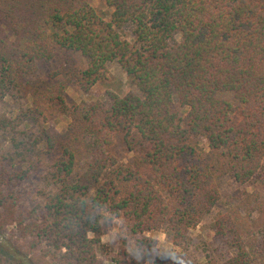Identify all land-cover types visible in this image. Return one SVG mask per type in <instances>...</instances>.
Returning <instances> with one entry per match:
<instances>
[{"label":"trees","instance_id":"16d2710c","mask_svg":"<svg viewBox=\"0 0 264 264\" xmlns=\"http://www.w3.org/2000/svg\"><path fill=\"white\" fill-rule=\"evenodd\" d=\"M104 2L0 0V105L30 99L14 120L38 127L26 153L20 143L0 157V264H104L115 219L136 255L123 244L114 264H171L151 233L189 248L219 178L247 184L264 170V0ZM111 62L139 93L69 105L68 90L89 92ZM43 64L54 65L45 78ZM59 116L68 125L52 130ZM42 166L25 209L20 187ZM212 230L225 253L206 264H264L263 195L247 193Z\"/></svg>","mask_w":264,"mask_h":264},{"label":"rangeland","instance_id":"374dc122","mask_svg":"<svg viewBox=\"0 0 264 264\" xmlns=\"http://www.w3.org/2000/svg\"><path fill=\"white\" fill-rule=\"evenodd\" d=\"M88 1L96 8L109 9L106 8L104 0ZM52 70H54V65L43 64L39 68L38 76L41 78L48 77ZM129 92L139 93L122 67L117 62H111L108 65V74L103 82L94 86L87 93L75 87L70 88L67 92V101L71 106H76L84 101H102L109 103L111 93L122 95L123 93ZM222 98L234 101L230 93L223 94ZM5 101L6 103L0 105V124H3L1 120L3 117L12 119V122L6 128H0V157L5 155L8 150L14 149V146L20 143L25 144L21 150L26 153L33 141L34 134L38 130L37 126H29L27 123L18 125L14 120L19 109L29 106L30 99H13L9 96ZM181 112L183 113L184 111ZM68 122L67 117L59 116L58 119L53 117L48 126L52 130L63 131L68 125ZM200 144L202 147L208 148L204 141ZM116 151L122 159L128 160L133 157V154L128 152L126 146L120 140L116 145ZM44 174L45 168L42 166L38 172H34V177L20 187L21 205L25 209L33 208L38 203L37 190L44 187L42 178ZM218 181L221 200L205 222L192 232L193 242L189 248L183 250L175 247L171 237L164 231L151 233V236L157 239L161 253L170 257L171 264H176L177 257L181 258V264H206L208 259H219L221 255H224L225 249L221 247L222 242L215 237V233L212 230V224L216 216L219 213L227 212L234 206L237 207L246 198L247 193H258L264 196V170L260 177L252 183L240 184L229 175L220 177ZM259 243L260 245H258L257 249L260 255L262 254L260 250L264 246L262 236ZM123 244L127 245L128 253L136 255L134 243L132 240H126L122 222L118 219L112 220L109 226L105 228L104 234L102 235V245L98 250V255L104 264H114L112 260L119 253Z\"/></svg>","mask_w":264,"mask_h":264}]
</instances>
